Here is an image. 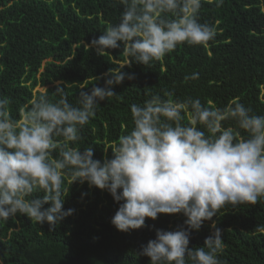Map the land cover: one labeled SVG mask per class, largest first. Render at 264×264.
Returning a JSON list of instances; mask_svg holds the SVG:
<instances>
[{"label":"clouds","instance_id":"clouds-1","mask_svg":"<svg viewBox=\"0 0 264 264\" xmlns=\"http://www.w3.org/2000/svg\"><path fill=\"white\" fill-rule=\"evenodd\" d=\"M204 2L222 7L224 0H119V22L80 44L101 56L122 48L123 60L96 77L104 80L102 86L84 91L81 85L75 105L58 81L59 99L39 94L13 119L11 99L0 95V224L26 215L54 232L75 211L63 207L70 186L87 182L119 205L111 218L119 231L140 229L146 218L162 213L185 217L174 230L156 229L155 239L141 247L139 255L151 264H222L225 244L213 217L264 198V115L239 97L216 107L212 100L173 99L166 91V99L152 95L142 105H130L131 131L105 149L103 159L94 158L93 146H76L101 102L117 96L114 86L135 79L123 71L126 66L151 67L182 44L209 47L218 33L199 22ZM199 78L193 72L184 80ZM206 221L211 234L202 246L189 247L192 231Z\"/></svg>","mask_w":264,"mask_h":264},{"label":"trees","instance_id":"trees-1","mask_svg":"<svg viewBox=\"0 0 264 264\" xmlns=\"http://www.w3.org/2000/svg\"><path fill=\"white\" fill-rule=\"evenodd\" d=\"M122 11L119 0H0V95L11 99L13 119L39 94L59 99L58 81L74 105L81 85L84 91L102 86L104 80L96 77L123 60L122 48L101 56L94 48L85 51L80 42L98 38L119 22ZM198 19L217 28L209 47L182 44L151 67L126 66L123 71L134 73L135 79L114 86L117 96L101 102L76 146H93L94 158L103 159L104 150L131 131L130 105H142L152 95L166 99V91L174 93L173 99L212 100L216 107L239 97L255 114L264 115V0H224L222 7L204 2ZM193 72L200 78L185 81ZM66 194L63 207L75 211L54 232L26 215L0 224L4 264H151L149 257L139 255L141 247L155 239L156 229L174 230L185 219L162 213L155 220L146 218L140 229L122 232L111 224L119 205L106 190L74 183ZM213 219L222 229V264H264V233L259 231L264 228V198L256 205L226 207ZM210 234L206 221L192 231L189 247L202 246Z\"/></svg>","mask_w":264,"mask_h":264},{"label":"rangeland","instance_id":"rangeland-1","mask_svg":"<svg viewBox=\"0 0 264 264\" xmlns=\"http://www.w3.org/2000/svg\"><path fill=\"white\" fill-rule=\"evenodd\" d=\"M36 89H40L39 87H37ZM41 89H43V88H41Z\"/></svg>","mask_w":264,"mask_h":264}]
</instances>
